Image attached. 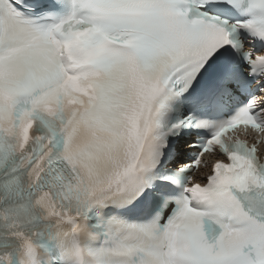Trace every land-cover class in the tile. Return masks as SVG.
Masks as SVG:
<instances>
[{
	"label": "snow or ice",
	"instance_id": "obj_1",
	"mask_svg": "<svg viewBox=\"0 0 264 264\" xmlns=\"http://www.w3.org/2000/svg\"><path fill=\"white\" fill-rule=\"evenodd\" d=\"M0 264H264V0H0Z\"/></svg>",
	"mask_w": 264,
	"mask_h": 264
}]
</instances>
